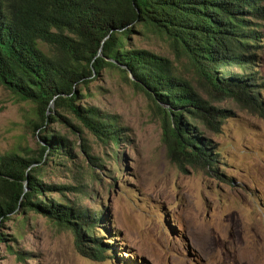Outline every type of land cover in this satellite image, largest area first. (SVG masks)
<instances>
[{
	"label": "rangeland",
	"instance_id": "1",
	"mask_svg": "<svg viewBox=\"0 0 264 264\" xmlns=\"http://www.w3.org/2000/svg\"><path fill=\"white\" fill-rule=\"evenodd\" d=\"M212 14L221 27L232 24ZM236 15L248 20V28L256 32L246 53L253 65L233 62L226 69L251 73L248 78L254 81L249 89L258 88L256 109L231 98L209 96L195 67L164 38L140 27L128 35L132 45L168 57L175 74L190 79L204 98L230 111L217 132L205 130L219 153L216 177L202 169L181 171L170 162L154 103L115 68L104 69L81 86L84 95L78 104L94 105L116 117L124 127L123 139L116 145L81 127L77 132L58 116L59 122H48L33 132L28 120L33 118L34 104L0 85V153L13 150L27 155L29 148L37 147L42 130L66 135L75 165L42 164L43 184L53 185L44 187V192L50 199L82 207L89 215L101 213V226L107 230L97 227L96 236L118 247L112 258H86L77 252L69 230L52 227L43 215L19 207L0 221V264H264V14ZM41 47L47 51L46 45ZM59 112L79 126L72 115ZM85 150L97 158L94 167L88 166Z\"/></svg>",
	"mask_w": 264,
	"mask_h": 264
},
{
	"label": "trees",
	"instance_id": "2",
	"mask_svg": "<svg viewBox=\"0 0 264 264\" xmlns=\"http://www.w3.org/2000/svg\"><path fill=\"white\" fill-rule=\"evenodd\" d=\"M241 11L257 17L264 14V5L262 0H0V85L34 104L33 118L28 120L33 132L48 122H59L58 116L77 132L81 127L116 145L124 135L116 117L94 105L78 104L84 95L81 86L104 69L115 68L154 103L170 162L181 171L202 169L216 177L219 153L205 130L217 132L230 111L215 106L190 79L175 74L168 57L132 45L128 35L140 27L164 38L195 67L209 96L231 98L256 109L258 88L249 89L254 81L248 78L251 73L226 69L233 62L253 65L246 53L256 32L248 28V20L236 15ZM210 13L232 24L221 27ZM59 110L72 115L79 126ZM41 133L37 147L29 148L27 155L13 150L0 153V221L19 207L32 210L52 227L69 230L80 255L96 261L114 257L117 244L96 236L97 227L107 230L101 226V213L89 215L82 207L50 199L44 192V187L53 185L43 184L42 164L75 163L66 135ZM85 151L88 166L94 167L97 158Z\"/></svg>",
	"mask_w": 264,
	"mask_h": 264
},
{
	"label": "flooded vegetation",
	"instance_id": "3",
	"mask_svg": "<svg viewBox=\"0 0 264 264\" xmlns=\"http://www.w3.org/2000/svg\"><path fill=\"white\" fill-rule=\"evenodd\" d=\"M210 16H212L211 18L213 19V14L212 13H210Z\"/></svg>",
	"mask_w": 264,
	"mask_h": 264
}]
</instances>
